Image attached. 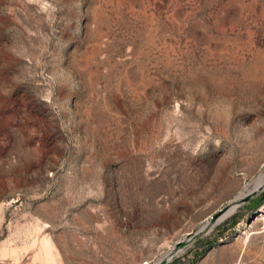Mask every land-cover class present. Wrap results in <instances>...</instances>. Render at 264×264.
I'll use <instances>...</instances> for the list:
<instances>
[{"label": "rangeland", "instance_id": "1", "mask_svg": "<svg viewBox=\"0 0 264 264\" xmlns=\"http://www.w3.org/2000/svg\"><path fill=\"white\" fill-rule=\"evenodd\" d=\"M260 177L264 0H0V264H264Z\"/></svg>", "mask_w": 264, "mask_h": 264}, {"label": "water", "instance_id": "2", "mask_svg": "<svg viewBox=\"0 0 264 264\" xmlns=\"http://www.w3.org/2000/svg\"><path fill=\"white\" fill-rule=\"evenodd\" d=\"M257 195V190L256 189H252V190H250V191H248L247 193H245L244 194V196H242L241 198H239L238 200H236L235 201V208H234V210L230 213V214H228V215H226V216H224L223 217V215L225 214V212L227 211V209H228V206L226 205V206H223V207H221L220 209H218V211L217 212H215L214 214H212L210 217H209V219H208V221L205 223V225H203L197 232H194V233H189L188 235H189V239L191 238V237H193V236H196V235H198L200 232H202L204 229H209V228H212L213 226H215L217 223H219L223 218H225V217H227V216H229V215H231L235 210H236V208L237 207H239L240 205H242L243 203H245V202H247V201H249L251 198H253L254 196H256ZM264 198V191L262 192V194H261V196H260V199H263ZM255 214H256V212L255 213H253L252 214V216L247 220V222L249 223L253 218H255ZM177 245L178 246H182L183 245V242H177ZM169 263V261L167 260V259H165V258H161V259H159L156 263H154V264H168Z\"/></svg>", "mask_w": 264, "mask_h": 264}, {"label": "trees", "instance_id": "3", "mask_svg": "<svg viewBox=\"0 0 264 264\" xmlns=\"http://www.w3.org/2000/svg\"><path fill=\"white\" fill-rule=\"evenodd\" d=\"M262 194V193H261ZM261 194H259L258 196H256L255 198H253L251 200L250 205L252 206L249 210H256L259 205L262 203L263 199H260ZM242 218V214H239L238 211L233 213L224 223H223V228L227 229L229 227H233L234 225H236L240 219ZM209 246H212L211 244L207 246V248H205L204 250L209 249ZM188 264H192L191 262H189Z\"/></svg>", "mask_w": 264, "mask_h": 264}, {"label": "bare ground", "instance_id": "4", "mask_svg": "<svg viewBox=\"0 0 264 264\" xmlns=\"http://www.w3.org/2000/svg\"><path fill=\"white\" fill-rule=\"evenodd\" d=\"M261 186H262V182H261V177H260V179H259V181H258V183H257V185L255 186L254 189L258 190ZM243 195H244V194H241V195L239 196V198H241ZM239 198H238V199H239ZM236 199H237V198H236ZM238 199H237V200H238ZM234 205H235V204L231 203V204L228 206V209H227V211L225 212V214L223 215V217L226 216V215H228V214H230V213L234 210V208H235ZM261 217L264 218L263 211L261 212ZM45 256H46V261L50 262V261L53 260V255H52L50 252H47V254H46Z\"/></svg>", "mask_w": 264, "mask_h": 264}, {"label": "crops", "instance_id": "5", "mask_svg": "<svg viewBox=\"0 0 264 264\" xmlns=\"http://www.w3.org/2000/svg\"><path fill=\"white\" fill-rule=\"evenodd\" d=\"M192 264H209V258H207L205 255L198 256L196 261H192Z\"/></svg>", "mask_w": 264, "mask_h": 264}]
</instances>
